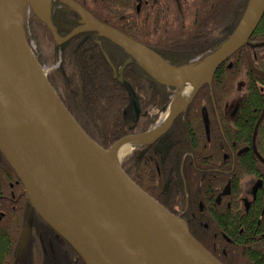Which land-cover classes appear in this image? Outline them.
<instances>
[{
	"label": "water",
	"instance_id": "95a60500",
	"mask_svg": "<svg viewBox=\"0 0 264 264\" xmlns=\"http://www.w3.org/2000/svg\"><path fill=\"white\" fill-rule=\"evenodd\" d=\"M51 1L26 0V4L57 43L93 32L129 56L119 69L120 81L126 65L135 62L153 82L171 88L172 95L184 88L190 93L149 141L146 138L150 132L126 136L104 150L81 129L46 79L54 97L11 58L3 38L12 28H22V9L19 0H0V156L24 189L32 212L73 249L83 264H188L182 257L187 240L216 262L191 237L179 217L131 181L114 152L124 142L142 146L167 131L196 93L210 87L215 71L240 49L244 50L248 69L264 78V73L254 69L247 48L264 15V0H248L235 29L215 51L198 62L178 67L100 23L72 0L57 1L78 16L79 26L59 37L49 20ZM133 106L137 113L134 99ZM202 119L207 134L204 109ZM163 160L162 154L161 163ZM79 164L85 165L88 182L82 178ZM31 223L30 215L17 242L16 258L24 250Z\"/></svg>",
	"mask_w": 264,
	"mask_h": 264
},
{
	"label": "trees",
	"instance_id": "16d2710c",
	"mask_svg": "<svg viewBox=\"0 0 264 264\" xmlns=\"http://www.w3.org/2000/svg\"><path fill=\"white\" fill-rule=\"evenodd\" d=\"M72 1L100 23L151 50L173 67L193 64L215 51L233 32L248 2L188 0L187 4L190 6L177 3L181 9H176L172 17L173 22L162 25L157 30L153 26L136 25L133 19L132 23L135 25L126 23L127 19L122 17L124 0ZM189 17L192 24H185L184 20ZM49 20L55 33L61 38L79 26L78 16L57 0L51 1ZM28 31V41L33 40L37 45L45 41L50 45V60L37 55L36 61L40 66L58 63L57 67L47 74L46 80L68 113L100 148L108 150L123 137L149 131L159 115L166 110L172 89L153 82L135 62L126 65L120 81L119 69L129 56L108 40L93 32H87L64 43H57L32 14ZM111 47L117 50L119 55H113ZM247 48L254 69L264 73V15L248 40ZM235 97H239L242 109H246L248 114L250 109L256 110V119L259 118L264 106V78L248 69L242 49L235 52L215 71L210 88L202 87L187 109L179 115L176 122L183 124V129L179 130L202 133L200 111L203 106H206L212 117L215 112L221 115L223 105ZM133 99L137 115L133 109ZM223 130L229 132V137H232V130L228 126ZM263 130L264 116L256 131L260 133ZM176 143L177 145L171 146L167 151L162 166L155 151V144L136 148L120 163L122 170L133 183L148 196L158 200L168 212L173 211L164 201L166 196L180 202L182 207L185 206L187 160L183 162L181 173L179 168L187 145L183 137H178ZM198 146L202 147L200 144ZM263 146L259 137L258 150H262ZM14 179L15 176L8 165L1 161L0 264H11L17 234L21 228L22 213L16 214L10 209L11 201L7 193L8 183ZM165 183L169 189L166 195H162L161 188ZM14 195L24 197L26 201L25 192L20 186L14 188ZM4 196H7L6 199ZM189 233L205 250L211 245L213 253H218V249L223 250L236 261L234 247L224 242L219 234H211L208 245L203 242V233L194 234L190 230ZM76 256L79 258L77 254ZM78 264H83L80 258Z\"/></svg>",
	"mask_w": 264,
	"mask_h": 264
},
{
	"label": "flooded vegetation",
	"instance_id": "af4514ba",
	"mask_svg": "<svg viewBox=\"0 0 264 264\" xmlns=\"http://www.w3.org/2000/svg\"><path fill=\"white\" fill-rule=\"evenodd\" d=\"M187 1L124 0L122 17L127 19L128 24L133 19L136 25L153 26L158 30V27L173 22L176 9H181L177 3L190 6ZM190 17L184 20L185 24H192ZM111 51L113 55H119L112 47ZM203 109L207 118V134L202 119ZM243 109L239 97L229 99L223 105L221 115L215 112L212 117L203 106L200 111L202 133L179 130L183 129V124L176 122L178 116L167 131L145 144H155L162 166L164 160L161 163V155L165 159L170 147L177 145L178 137H183L187 151L181 159L179 171L182 172L183 162L187 160L185 206L168 196L164 201L172 209L170 213L179 217L188 231L204 234V243L209 245V236L217 233L224 242L234 247L236 261L223 250L213 253L211 245L208 246L210 252L203 248L219 264H264V146L262 150L257 147L259 137L264 144V130L260 133L256 131L264 116V106L258 119L256 110L250 109L248 114ZM227 126L232 130V137L223 130ZM1 161L4 160L0 156ZM19 186L22 188L15 177L8 183L7 189L10 209L16 214L22 213L11 264H78L79 258L71 247L32 212L27 197L26 201L22 196L15 197L14 188ZM168 187L166 183L162 186V195H166ZM30 215V233L23 252L16 258L17 242Z\"/></svg>",
	"mask_w": 264,
	"mask_h": 264
},
{
	"label": "bare ground",
	"instance_id": "6f19581e",
	"mask_svg": "<svg viewBox=\"0 0 264 264\" xmlns=\"http://www.w3.org/2000/svg\"><path fill=\"white\" fill-rule=\"evenodd\" d=\"M26 0H19L20 9L24 7ZM5 47L15 61V63L33 80L39 85L45 92L54 97L53 92L45 82L44 73L39 70L36 65L31 51L26 46L21 26H17L9 30L4 34ZM190 93L189 88L181 89L171 97V102L166 113L159 119L154 129L147 135L146 140L149 141L152 137L156 136L166 124V119L170 112L179 109L184 101L188 98ZM134 145L131 141L124 142L114 152L117 158H120L130 152ZM78 170L82 178L88 182L87 170L85 165L79 164ZM182 257L188 264H217L206 256L201 249L192 241L187 240L185 246L182 247Z\"/></svg>",
	"mask_w": 264,
	"mask_h": 264
},
{
	"label": "rangeland",
	"instance_id": "374dc122",
	"mask_svg": "<svg viewBox=\"0 0 264 264\" xmlns=\"http://www.w3.org/2000/svg\"><path fill=\"white\" fill-rule=\"evenodd\" d=\"M21 14H22V32H23V36H24V40H25V42H26V44H27V46H28V48H29V50L31 51V54H32V56H33V58L36 60V58H35V56H41V57H43L44 59H48V61L50 60V57H51V50H50V45L47 43V42H45V41H43V42H41V44L40 45H37L36 43H35V41H33V40H27V38H26V36H29V31H28V23H29V19H30V16H31V12H30V10H29V7L27 6V4H24V7L22 8V10H21ZM31 33V32H30ZM38 63V62H37ZM50 64V63H49ZM57 65H58V63L56 62L55 64H52V65H43V66H40L39 64H38V68H39V70H41L43 73H44V77H45V79H46V76H47V74L51 71V70H53L54 68H56L57 67ZM177 92H180V91H177ZM56 94V93H55ZM171 102V99H169V103ZM168 106H169V104H168ZM168 108V107H167ZM167 110V109H166ZM166 113V111L163 113V114H161L158 118H157V120H156V124H157V122L159 121V119L164 115ZM156 126V125H155ZM154 126V127H155ZM152 130H153V126H152V128H151ZM151 130V131H152ZM150 131V132H151ZM131 152V151H130ZM130 152H128L127 154H125L124 156H122V157H120L119 158V161H120V163H121V160L123 159V158H125L126 156H128V154L130 153Z\"/></svg>",
	"mask_w": 264,
	"mask_h": 264
}]
</instances>
